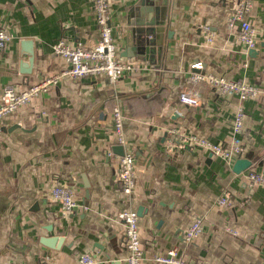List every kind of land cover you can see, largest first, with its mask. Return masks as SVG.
Here are the masks:
<instances>
[{
  "label": "crops",
  "instance_id": "1",
  "mask_svg": "<svg viewBox=\"0 0 264 264\" xmlns=\"http://www.w3.org/2000/svg\"><path fill=\"white\" fill-rule=\"evenodd\" d=\"M163 1L109 0L117 57L137 70L114 83L63 76L0 121V264H80L84 253L95 256L93 264H125L117 213L132 209L139 213L141 264H165L154 256L173 244L196 264H264V184L245 186L249 170L264 173V97L221 95L205 83L198 106L187 107L178 95L197 61L202 72L264 89V0H251L247 14L255 29L252 50L227 24L237 0H167L160 13ZM152 18L155 25L163 21L162 46L155 34L145 46L138 39L134 45L129 28ZM203 24L217 32L210 45ZM0 28L11 36L0 52V91L5 84L22 91L65 69L52 48L60 39L93 46L98 38L90 0H0ZM116 105L122 147L111 122ZM173 127L223 146L237 136L241 152L224 159L180 144L166 133ZM125 150L136 160L130 196L116 179ZM57 184L73 189L81 205L74 212L61 213L50 198ZM223 193L229 206L216 203ZM198 216L203 230L185 243L182 233Z\"/></svg>",
  "mask_w": 264,
  "mask_h": 264
},
{
  "label": "built area",
  "instance_id": "2",
  "mask_svg": "<svg viewBox=\"0 0 264 264\" xmlns=\"http://www.w3.org/2000/svg\"><path fill=\"white\" fill-rule=\"evenodd\" d=\"M91 8L97 24L98 38L93 46H87L82 42L69 44L65 38L53 44V52L63 57L67 62V67L58 74L45 77L40 82L18 91L12 84H5L0 91V121L19 108L30 103L40 93L45 92L49 86L56 83L61 77L69 76L74 79L83 77H104L114 83L125 72H132L138 69L135 63L120 61L116 54L117 45L112 36L110 24L109 0H90ZM252 8L251 0H237L236 9L227 18L230 27H237V39L247 50L256 47L255 29L247 20V14ZM201 31L205 34V45L214 42L216 30L209 24L201 25ZM11 36L8 32L0 28V52L8 48ZM201 62L192 63L186 75V82L179 90V100L187 107L198 106L201 103L200 87L202 84L209 85L214 91L221 95L235 94L240 99L264 97V89L250 84L246 81H235L223 75L212 72H202ZM177 115H181L179 109L174 110ZM111 122L119 146L125 145L123 132V115L119 106H114L111 111ZM242 130V111L238 110L233 121V132L239 134ZM168 137L183 144L190 142L193 148H201L207 152L224 159H229L232 155L240 154V140L233 137L229 146H223L212 142L206 137L197 134H183L176 128H169L166 131ZM111 154V152H110ZM109 154V155H110ZM135 164L136 160L132 153L123 151L118 155L116 179L121 191L130 196L135 188ZM245 186L248 188L257 184H264V173L257 170H249L245 175ZM50 198L58 203L60 212L69 214L74 212L80 204L74 199L73 189L66 184H57L50 188ZM216 203L222 206H229L230 202L223 193L216 199ZM117 219L121 220L124 232V246L126 256L125 264H141L143 251L138 233L139 213L136 210H121L117 213ZM203 230L202 217H196L191 224L183 231L182 240L185 243L191 242ZM228 231L235 234L233 230ZM180 245L173 244L164 253L154 256L156 262L165 264H196L192 260H187L181 253ZM80 264L95 263V256L91 253H84L79 256Z\"/></svg>",
  "mask_w": 264,
  "mask_h": 264
},
{
  "label": "water",
  "instance_id": "3",
  "mask_svg": "<svg viewBox=\"0 0 264 264\" xmlns=\"http://www.w3.org/2000/svg\"><path fill=\"white\" fill-rule=\"evenodd\" d=\"M167 0H164L161 7H160V13H162V9L167 5ZM155 18H152L150 20H140V21H136V28H132L130 27L129 30L131 31L132 35L131 38L135 41L134 45H136V41L137 39L139 40L140 43L138 44L139 46L141 45V43L143 42V46L146 45V36L147 35H151L153 36L155 34V37H157V44L159 46H162V40H163V31H164V26H162L161 24H163V21H161L160 23H158L157 25H155ZM131 25L135 24V21L131 20ZM161 25V26H158ZM135 48H137L135 46ZM152 51V50H151ZM121 154V153H120ZM238 164H244V166L248 165L247 160L245 159H241L238 160Z\"/></svg>",
  "mask_w": 264,
  "mask_h": 264
},
{
  "label": "rangeland",
  "instance_id": "4",
  "mask_svg": "<svg viewBox=\"0 0 264 264\" xmlns=\"http://www.w3.org/2000/svg\"><path fill=\"white\" fill-rule=\"evenodd\" d=\"M122 147V146H121ZM122 154V153H121Z\"/></svg>",
  "mask_w": 264,
  "mask_h": 264
}]
</instances>
